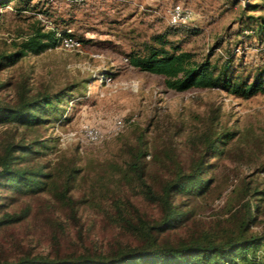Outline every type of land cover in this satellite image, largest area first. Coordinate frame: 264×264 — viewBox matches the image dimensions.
Segmentation results:
<instances>
[{
  "label": "rangeland",
  "instance_id": "374dc122",
  "mask_svg": "<svg viewBox=\"0 0 264 264\" xmlns=\"http://www.w3.org/2000/svg\"><path fill=\"white\" fill-rule=\"evenodd\" d=\"M16 1L0 8V50H10L11 42L28 35L36 24L44 30L55 26L66 30L82 43L77 49L58 43L0 69L2 105H15L25 94L29 98L60 94L59 101L42 112L44 122L32 127L0 125V152L6 142L22 136L43 139L47 148L31 166L49 163L50 167L44 168L47 171L73 163L80 171L70 192L75 200L72 210L47 192L31 198L20 196L15 202L5 200L10 211L30 206L22 223L0 231V250L5 255L13 257L21 250L47 254L57 247L99 252L111 246L134 245L132 236L118 223L113 203L121 206L118 199L128 200L130 215H159L157 206L143 198L136 180L124 175L140 145L147 151L142 161L148 180L156 187L172 177L175 165L188 172L196 160L209 180L202 194L178 198L180 210L187 211V216L165 234L171 242L231 229L246 212L243 203L250 205V231L264 230V95L244 99L209 88L177 92L166 88L163 76L141 71L128 60L129 52L172 25L169 12L176 3L192 11L187 22L176 27L185 25L198 33H176L169 39L193 52L197 60L207 54L214 58L226 55L237 43V33L248 27V15L264 17V6L248 10L243 1L233 0L32 1H39L40 7L44 4L48 15L18 12ZM254 43L248 38L250 47L237 56L245 66L244 74L255 63L264 62ZM102 74H109L112 81L99 82ZM62 115L69 120L53 128ZM115 118L123 119V128L99 143L60 146L56 140L58 132L77 130L83 123L106 127ZM60 176L58 181L63 180ZM0 195L8 192L0 190Z\"/></svg>",
  "mask_w": 264,
  "mask_h": 264
},
{
  "label": "trees",
  "instance_id": "16d2710c",
  "mask_svg": "<svg viewBox=\"0 0 264 264\" xmlns=\"http://www.w3.org/2000/svg\"><path fill=\"white\" fill-rule=\"evenodd\" d=\"M32 1L17 0L16 10L50 14L44 4L40 7L39 1ZM233 1H243V7L248 10H257L264 6V2ZM11 2L13 0H0V8ZM247 19L245 26L248 27L237 33L238 41L226 55L214 58L207 54L200 60L195 59L193 52L182 49L169 36L181 32L186 35L197 34L198 31L185 25L176 27V24H172L163 31L152 34L138 49L129 52V64L141 71L163 76L166 88L177 92L209 88L221 89L244 99L257 94L264 95V62L255 63L244 74L245 66L241 60H237V56L245 54V49L250 47L247 45L248 38L255 41V48L264 55V17L248 15ZM57 33L67 32L56 26L44 30L38 24L33 25L28 35L11 42L10 50H0V69L16 64L29 53L40 54L56 46ZM76 39L82 43L81 39ZM59 99L60 94L52 96L42 93L34 98L25 94L21 95L15 105L0 104V125L15 123L32 127L40 124L45 121L42 112L51 108ZM67 103L71 104L72 99ZM68 120V117L60 116L54 122L53 128L62 127ZM222 134L228 137L230 135ZM56 140L58 141L57 136ZM207 143L210 146L214 140ZM46 146L43 139L27 140L24 136L3 145L0 152V190H6L8 195H0V231L22 223L30 212L28 204L20 212L10 211L5 200L15 202L20 196L31 198L47 192L61 206L71 210L74 207L75 200L70 192L76 174L80 171L79 167L70 163L60 169L51 167L44 171V168L50 167L49 163L39 167L30 165L34 158L44 154ZM146 154L147 151L141 145L137 147L131 160L127 162L124 175L136 180L142 189L143 198L157 206L159 215H130L129 208L132 205L128 200L118 199L121 206L116 201L113 203L116 219L132 236L136 242L134 245L111 246L99 252L88 249L62 250L60 247L51 249L47 254L21 250L22 252L18 251L13 257L0 250V264H264V230L250 231L253 218L249 215L248 203L242 204L246 212L235 220L231 229H222L214 235L205 233L171 242L165 234L179 227L187 216V211L180 210L178 198L202 194L209 180L201 174V162L196 160L188 172H184L180 165H175L172 177L156 187L155 183L148 180L146 166L142 161ZM60 175L62 181H58Z\"/></svg>",
  "mask_w": 264,
  "mask_h": 264
},
{
  "label": "built area",
  "instance_id": "2783aa9c",
  "mask_svg": "<svg viewBox=\"0 0 264 264\" xmlns=\"http://www.w3.org/2000/svg\"><path fill=\"white\" fill-rule=\"evenodd\" d=\"M68 1H81V0H68ZM192 16V11L183 5L176 3L172 5L169 12V23L179 24L186 23ZM57 41L64 48H80L81 42L73 37L70 33H57ZM99 82L109 84L112 81V77L109 74H102L98 78ZM72 104V103H71ZM124 126L122 118H115L112 122L106 126L101 127L89 123H83L77 130H66L57 133L60 146H66L68 144L77 143H99L111 136L116 135Z\"/></svg>",
  "mask_w": 264,
  "mask_h": 264
}]
</instances>
